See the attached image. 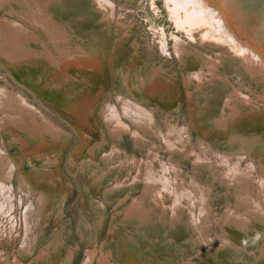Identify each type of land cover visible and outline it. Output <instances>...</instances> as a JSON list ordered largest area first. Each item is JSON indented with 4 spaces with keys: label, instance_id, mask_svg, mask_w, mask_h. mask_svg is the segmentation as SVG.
Returning a JSON list of instances; mask_svg holds the SVG:
<instances>
[{
    "label": "bare ground",
    "instance_id": "1",
    "mask_svg": "<svg viewBox=\"0 0 264 264\" xmlns=\"http://www.w3.org/2000/svg\"><path fill=\"white\" fill-rule=\"evenodd\" d=\"M8 1L11 0H0V8L4 2ZM29 1L25 3L24 8H21L22 10H17L13 5L6 3L5 13L0 15V66L10 65L9 67L13 70L10 74L15 73L14 75L20 81L35 78L34 83L29 82V85L34 86L38 94L50 101H59L60 106L79 119H87L88 114L93 112L105 125L107 132L102 131L101 141H89L88 135L82 133L81 144L74 153L78 161L81 159L79 165L81 173L91 175L95 183H99L104 177L112 178L117 170L123 167L125 171L130 169L132 173L136 172L137 174L132 178L122 179L116 176L114 182L110 184L111 188L109 186L105 194L118 195V206L122 207L131 200L126 211L131 213L132 209L134 211L142 205L141 200H144L146 196L151 195L156 202L157 196L159 197L163 192L169 193L172 198L170 208L173 214L176 215L178 210L185 208L189 212L193 232L196 231L199 238L208 244V248L215 246L216 237L208 235L210 220L213 219L211 186L195 175L191 176L190 180L186 179L177 163L172 162L171 158L168 161L162 160L155 148L150 149L145 159H137L134 154L129 157L119 145L120 139L124 136L131 137L136 144L137 142L142 144L147 138H154L170 155L174 153L193 159L197 170L202 168L208 174L218 175L221 178L219 181L227 186L230 199H227L222 215H217L215 220L221 228V234H218L220 239L218 254L225 248L237 250L234 237L246 240L245 237L248 236L252 238V242L256 240L262 242L263 250L257 259L264 263V134L245 135L228 127L230 116L237 113L239 116L249 112L254 119L257 116H263L264 102L261 101L262 104H259L252 96L235 88V85L228 81L223 73H216L214 69L217 67V58L197 53L196 57L200 59L202 66L199 71L189 76L190 81L202 84L203 80L207 79L210 83H215L216 78L223 77L233 90L226 94L225 106L218 115L213 116L208 112L210 106L208 100L203 103L202 108H196L193 111L192 125L196 127L201 125L205 132L212 127L210 125L218 126L220 131L225 130L229 151L214 150L203 141H199L198 149L192 144L188 146L187 141L191 135L189 125H177L166 118L163 121L164 128H160L156 122L154 108L149 107V109V104L144 106L145 95L150 93L158 83V72L151 69L141 73L139 65L135 63L136 60L131 59L128 63L125 62L124 66L116 68L115 73L113 69L111 70V75L116 79L115 99L113 101L105 99L101 102L103 90L94 88L95 92L90 91L89 86L93 85L94 75L85 72L87 65L80 59L88 56L89 53L87 54L82 47L76 48L77 52L72 53L65 41L67 36L55 26L45 6L37 0ZM93 1H97L102 8L105 7L108 10L109 5L112 9V0ZM166 3L176 27L184 29L192 39H196L194 32L202 28L201 39L223 46L230 54L243 60L256 79L261 77L264 81V0H166ZM27 23L33 30L28 28ZM39 30H42L48 40L53 43L57 56L45 40L43 42L45 47L40 51L33 50L25 44L26 39H40L42 42L43 39L37 33ZM172 40L174 52L183 61L182 40L176 34L173 35ZM166 43L167 38L161 40L162 50L165 49ZM225 49L220 48L217 52L223 53ZM73 68L78 69V72H73ZM169 81L163 80L162 85L163 82ZM225 82L220 85H226ZM215 94L212 91L208 93L210 97ZM226 107L230 109L229 113L226 112ZM96 122H98L97 119ZM5 132L10 134L12 142L14 140L12 149L15 153L17 145L25 150L21 158L13 154L10 156L6 151L4 136L7 134L4 135ZM0 133H3L2 141L0 139V227L7 213L14 214L16 211L11 185L9 186L10 183L5 182V179L9 180L17 167L25 165V162H21L25 158L26 164L33 169L31 175H27L24 170L21 172L20 190L24 192V198L20 195L18 199L20 203L23 201L25 203L22 213L24 236L23 239L21 238L19 251L21 256L26 258L31 254L37 239L39 229L36 227L37 222L41 223L45 220L52 207L56 205L54 204L56 199L59 202L57 216L61 218L63 214L62 200L69 185L67 182L60 181L59 174L56 175L57 173L53 172V168L57 167L55 164L57 159L53 154L55 150L58 151L60 148L58 145L65 139L62 138L65 131L45 116L22 93L0 85ZM106 133L112 138L111 142L104 138ZM94 141L96 142L93 143ZM107 149L110 150L107 151ZM11 159L15 160L14 164ZM34 160L44 167H35ZM74 160L75 158L72 159V164H79ZM51 166L53 168H50ZM41 179L50 186L46 185L43 190L39 189L36 183ZM139 181L142 183L141 193L133 196L130 191L135 189ZM130 206L133 208L131 209ZM93 208L100 211L99 217L104 216L106 209L104 202L100 200L97 203L94 202ZM86 220H81L80 232H88L92 237L94 232L98 233L97 228L93 232L91 224ZM17 222L15 217L9 220L8 228L0 229V235L6 234L8 230L10 233ZM53 242H55L54 245L51 243L52 247H50L53 253L58 254L59 242L57 240ZM47 253L49 255V252ZM92 257L94 256H89L88 260L90 261ZM39 258L44 260L45 254H40ZM105 262L106 259L101 258L98 264H105Z\"/></svg>",
    "mask_w": 264,
    "mask_h": 264
},
{
    "label": "rangeland",
    "instance_id": "2",
    "mask_svg": "<svg viewBox=\"0 0 264 264\" xmlns=\"http://www.w3.org/2000/svg\"><path fill=\"white\" fill-rule=\"evenodd\" d=\"M27 1L29 0L4 2L0 8V15L5 13L6 3L13 5L17 10H22L21 8H24ZM37 1L45 6V10H48L47 12L52 16L55 26L67 36L65 41L71 52L76 53V48L82 47L87 54L89 53L90 58L85 56L86 60L85 57L80 59L89 67L88 69L85 67V72L94 75L93 85L89 86L90 91L95 92L96 88L103 90L101 102L105 99L108 101L115 99L116 79L111 75V70L113 69V73H115L116 68L124 66L125 62L128 63L131 59L136 60L135 63L139 65L141 73L151 69L158 72V83L150 93L145 95L144 106L149 104L148 108H154L156 122L160 128H164L163 121L166 118L177 125H189L191 135L190 142L187 141L188 146L192 144L198 149L199 141H203L214 150L229 151L225 130L220 131L218 126L210 125L212 127L205 132L201 125H197V127L192 125L193 111L196 108H202L203 103L208 100L210 103L208 112L213 116L218 115L225 106L226 94L233 90V87L225 82L223 77L216 78L215 83H210L207 79H204L202 84L190 81L189 76L195 71H199L202 66L200 59L196 57L197 53L217 58V67L214 69L216 73H223L226 79L235 85V88L252 96L259 104H262L261 101L264 102L263 79L261 77L256 79L246 67L245 62L230 54L223 46L220 47L206 39H201L202 28L194 32L196 39H192L184 29L176 27L166 0H112V9L108 5V10L93 0ZM27 26L32 29L30 24L27 23ZM37 33L43 39L42 42L40 39H26L25 44L33 50L40 51L45 47L43 46L45 40L54 55L57 56L53 43L48 40L46 34L42 30ZM175 34L180 37L184 46L183 61L174 52L172 39ZM165 38H167V43L165 49L162 50L161 40ZM220 48L225 49V52H217ZM93 58L94 60H92ZM89 59L91 61L88 62ZM9 66H0V85L22 93L45 116L65 131V135L62 137L65 139L58 145L60 147L58 151L52 150L55 152L53 155L57 159V162L55 161L57 167L51 166L50 168H53L56 175L59 174L60 181L68 183L69 189L65 193L63 192L61 218L57 216L56 210L59 202L56 199L54 201L56 205L49 212L51 214L45 217L46 221L41 223L38 221L36 224L39 229L31 254L26 258L22 257L19 250L24 236L22 234L24 221L22 213L25 203L18 201L20 195L24 198V192L22 193L20 190V175L23 170L27 175H31L33 169L26 164V158L21 161L25 162V165L17 167L9 180L5 179V182L10 183L9 186L11 185L16 211L14 214L7 213L1 222L0 229L8 228L9 220L13 217L18 222L10 233L7 229L6 234L0 235V255L2 256L0 264H98L101 258L106 259L105 264H264L262 260L259 262L257 259L263 250L262 242L259 240L252 242V238L248 236L245 237L246 240L234 237L238 249L227 250L225 248V251H219L218 254L220 241L218 234H221V228L215 220L217 215H222L226 201L230 199L227 186L219 181L221 178L218 175L208 174L202 168L197 170L193 159L184 158L174 153L171 154V157L169 152L162 148V144L154 138L150 137L145 139L142 144L138 142L136 144V141L131 137L124 136L123 139H120L119 145L123 147L129 157L134 154L137 159H145L148 157L150 149L155 148L162 160L168 161L171 158L172 162L177 163L186 179L190 180L191 176L195 175L199 180L211 186L213 219L210 220L208 235L216 237V245L208 248V244L199 238L196 231L193 232L189 212L185 208L178 210L176 215L173 214L172 208H170L172 198L169 193L163 192L162 195L157 196L159 201L156 200V202L151 195H148L144 200H141V206L135 208L134 211L130 206L131 213H126L131 200L126 206H118V195L112 193L106 195L105 191L114 182L116 176L122 179L132 178L137 173H132L130 169L125 171L123 167L121 170L118 169L112 178L111 176L104 177L99 183H95L91 175L81 173L79 169L81 159L78 161L74 154L76 148L81 144L82 133L88 135L89 141H101L102 131H106L105 125L93 112L88 114V120L79 119L60 106L59 101L53 102L38 94L37 89L29 85V82L34 83L35 78H30L31 81H20L14 75L15 73L10 74V71L13 70ZM72 71L78 72V69L73 68ZM163 80L171 82H163L162 85ZM222 82H225L226 85H220ZM211 91L216 93L213 97L208 95ZM226 112H230L227 107ZM238 114L230 116L229 129H235L245 135L264 134V115L254 119L249 112L239 116ZM2 134L0 133V139L3 137ZM4 135H6L4 136L6 151L10 156L13 154L15 157L21 158L25 150L15 143L17 145L15 153L12 149L14 140L11 141L12 137L7 132ZM104 138L109 142L112 140L107 133ZM44 144L48 145L46 142ZM109 150L107 149V151ZM74 158V161H78L79 164H72ZM11 160L14 164L15 160ZM34 161L35 167L43 166L37 160ZM46 165L50 166L47 163ZM31 179L34 180V178ZM57 182L59 181L57 180ZM38 183L36 185L41 190L49 184L42 179ZM141 190L142 183L139 181L130 193L137 196L140 195ZM99 200L106 205L102 218L99 217L100 211L93 208V203H97ZM83 219H87L86 221L91 224L93 232L97 228L98 233L94 232L91 237L88 232H80ZM56 240L59 242L58 254L53 253L51 248L55 243L53 241ZM51 243L53 244L51 245ZM43 253L45 254L44 260L38 259V256ZM89 256L94 257L89 261ZM16 260L18 261L14 262Z\"/></svg>",
    "mask_w": 264,
    "mask_h": 264
}]
</instances>
